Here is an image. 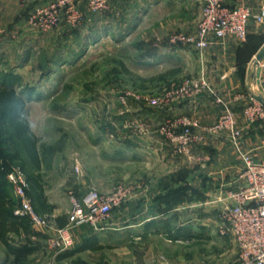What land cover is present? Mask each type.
Returning a JSON list of instances; mask_svg holds the SVG:
<instances>
[{"label": "rangeland", "instance_id": "1", "mask_svg": "<svg viewBox=\"0 0 264 264\" xmlns=\"http://www.w3.org/2000/svg\"><path fill=\"white\" fill-rule=\"evenodd\" d=\"M122 2L124 0H111L109 9L100 13L103 16L114 15V25L107 34L88 45L84 55L66 62L58 60L59 41H35L31 36L32 32L44 34L28 23L36 7L29 5L28 0H0V86L13 87L25 100L24 116L38 138L40 172L51 189L61 188L71 209L72 198H82L91 188L104 195H110L121 187L131 189L130 197L143 190L140 195H145L149 188H157L158 180L155 185L154 180L161 177L158 189L162 197L156 199V203L164 208L173 206V199L169 197L173 190L170 179L186 174L183 163L191 155L193 146L188 154L174 151L158 131L163 123L173 119V116H166L173 102L153 106L147 99L161 96L173 88V84L179 85L201 75L209 84L205 72L183 77L177 84L173 83V74L165 80H158L159 75L173 70L171 37L176 32L192 33L196 30L200 6L188 11L161 6L146 24H142L136 5L125 7ZM125 17L129 21L132 19L131 22L125 24L121 20ZM158 51L162 56L160 52L157 54ZM155 57L164 62L155 63ZM122 143L133 151L128 160L115 157ZM156 145L162 147L161 151L145 150L148 147L153 151L159 150ZM142 147L145 152L140 154L137 151ZM5 152L6 147L0 143V170L8 169L9 174L16 165L6 161L8 153ZM27 168L38 173L29 160ZM185 201L192 202L182 198L176 204ZM141 203L136 201L138 206ZM228 203H224L221 209ZM123 204L113 210L103 226L119 235L112 242L119 248H123L128 239L125 233L121 235L120 229L138 218L134 215L136 212L130 215V221H127V216L122 217ZM215 216L213 220L217 221L219 216ZM228 237L231 240L226 241L224 247L214 242L209 248L190 245L186 247L187 254L192 253L196 263L197 255L207 252L209 258L203 260V264H236L239 248L234 238ZM168 240L163 236L153 242L160 256L159 264L165 263L163 256H168L170 249L173 250ZM145 243L141 241L140 245ZM99 253V258L120 264L117 259L121 255L111 248L105 246ZM53 256L54 252L43 244L38 252L21 264H54Z\"/></svg>", "mask_w": 264, "mask_h": 264}, {"label": "crops", "instance_id": "2", "mask_svg": "<svg viewBox=\"0 0 264 264\" xmlns=\"http://www.w3.org/2000/svg\"><path fill=\"white\" fill-rule=\"evenodd\" d=\"M51 1L53 0H28L29 5L31 4L33 8ZM223 1L228 6L247 5L254 12L264 4V0ZM198 2L199 4H197ZM122 3L125 7L136 5L137 12L141 13L140 23L146 24L151 15L161 6H173L175 9L184 8L186 11L200 6L201 11L203 0H124ZM79 5L84 14V19L79 26L72 27L63 22L56 29L41 32L44 34L30 33L35 41H49V43L59 41L57 56L60 61L70 62L82 54L84 55L88 45L96 43L97 39L106 35L109 28L114 25V15L96 14L94 16L88 10L87 0H79ZM200 11L198 16H200ZM121 20L128 24L132 19L129 21L125 17ZM263 46L264 25L255 24L250 25L249 37L245 42H239L232 37L218 40L211 36L209 47L202 52H198V50L187 45L173 46V83H180L183 77L205 72L212 90L192 98H182L173 103V106L166 111V116L186 115L195 120L198 124L195 131L203 137L202 141L193 145L191 155L185 158L183 164L186 174L170 179L171 190L173 189V200H171L173 206L164 208L159 202L156 203V199L162 197L161 191L158 189L161 186L162 177L154 178V185L158 180L156 189L151 190L149 188L147 190L149 193L145 195H140V193H144V190L134 193L123 204L122 217L127 216V221H130V215L132 216L134 212L137 213L134 215L138 217L136 221L128 222L120 229L122 230L120 231L122 232L121 235L125 233L128 238L124 242L123 248L112 244L115 236L119 235L111 233L109 227H104L99 231L80 227L72 231L75 240V247L73 248L75 253L61 259L58 258L61 253L54 254V264L115 263L111 259L100 257L104 260L102 261L98 257L100 249L105 246L121 255L117 259L120 264H140L143 262L145 264H159L160 256L156 253L157 247L153 242L163 236L169 239L173 250L170 249L171 253H167L168 256H163L166 262H160L161 264H203V260L209 258V254L207 252L199 253L198 259H196L198 263H196L192 253L187 254L186 247L202 245L209 248L212 242L218 246H225V242H228L230 238L221 236L219 219L215 221L213 217L219 216L224 203L228 201L230 204L231 201L226 200L228 193L242 186L240 179L243 169L241 151L251 154L255 160L264 163V121L248 124L243 115V109L249 100V95L264 97V59L261 63L256 59ZM157 54L162 56L161 51H158ZM155 58V63L164 62L159 60V57ZM214 94L221 96L228 102L236 114L237 126L241 130L238 146L235 145L229 133L212 135L206 131V128L214 124L225 110L223 104L217 102ZM147 144L149 145V143ZM120 148L116 151L115 157L120 158V160H128L133 151L124 146V143L120 144ZM157 148L159 150L154 149L153 151L150 147L145 150L159 152L162 149V147ZM145 150L142 147L137 152L143 154ZM40 173L42 174V172ZM43 180L47 201L54 206L51 213L53 219L68 216L71 205L65 196L66 194L64 195L60 191L61 188L53 187L51 189L45 176H43ZM178 189L180 191H177ZM9 191L10 195L15 197L13 191ZM151 194L152 197H150ZM178 198L190 199L192 202L187 203L185 201L183 204L177 205L175 199ZM195 199L198 201L196 202ZM151 200L154 202L152 203ZM136 201H142L140 206L136 204ZM30 228L38 235L27 238L26 236L18 237L10 234V243L21 246L26 244L29 239L32 241V245L37 247L34 252L36 253L43 246L45 236L37 232L32 225ZM115 230L117 229L113 231ZM220 238H223V241H220ZM88 240H90V245L85 246ZM141 241L146 242L145 245L141 246ZM12 260L13 256H9L5 246L0 243V264H8Z\"/></svg>", "mask_w": 264, "mask_h": 264}, {"label": "built area", "instance_id": "3", "mask_svg": "<svg viewBox=\"0 0 264 264\" xmlns=\"http://www.w3.org/2000/svg\"><path fill=\"white\" fill-rule=\"evenodd\" d=\"M111 0H87L88 10L100 14L110 7ZM84 19L79 0H53L37 6L28 18L32 28L46 32L66 22L72 27L79 26ZM251 24L264 25V4L254 12L247 5L228 6L223 0H203L200 18L194 32H176L170 44L187 45L196 50H205L210 45V37L224 40L232 37L245 42ZM205 91H212L205 77L187 79L165 91L161 96L147 99L153 106L175 103L182 98H192ZM217 102L225 106L224 113L206 131L212 135L228 132L236 146L241 130L237 126L235 112L221 96L214 94ZM123 103L125 98L121 97ZM248 124L264 121V105L255 96H250L243 110ZM197 122L182 115L168 119L158 131L168 140L178 154H188L191 147L202 141L195 128ZM243 169L240 174L242 186L230 191L226 200L231 201L219 214L221 236H232L240 252L236 264H264V163L241 151ZM8 181L18 200L15 214L30 220L32 227L45 237L43 243L55 255L75 247L72 234L80 226H89L95 231L102 230L113 210L121 206L131 196V189L121 187L110 195L101 194L91 188L82 198H72V209L68 223L64 227L55 224L51 214L39 213L29 196V184L25 171L15 166L8 174Z\"/></svg>", "mask_w": 264, "mask_h": 264}, {"label": "trees", "instance_id": "4", "mask_svg": "<svg viewBox=\"0 0 264 264\" xmlns=\"http://www.w3.org/2000/svg\"><path fill=\"white\" fill-rule=\"evenodd\" d=\"M171 74H173V70L166 71L159 75L158 79L165 80ZM24 108L25 100L13 87L0 86V143L6 147L8 153L5 159L7 162H13L16 166H20L25 171L29 184L28 193L36 210L41 214H51L54 206L48 203L44 191V180L40 173L41 159L37 146L38 138L24 116ZM27 160L38 173L28 170ZM7 170H0V243L5 246L7 254L13 256V260L8 264H21L23 260L37 250V247L33 246L32 241H29V239L26 244L21 246L12 245L9 235L14 234L18 237L26 236L30 238V236L38 234L31 230V222L28 218L15 214L18 200L10 195L9 190L13 191V189L7 178ZM6 178L7 183L5 182ZM177 191H180V189ZM172 195L173 190L170 191V196L173 199ZM54 221L57 226L64 227L67 224L68 216L57 217ZM89 242L90 240L87 241L85 246L90 245ZM74 253L75 249L68 250L61 253L58 258L61 259Z\"/></svg>", "mask_w": 264, "mask_h": 264}, {"label": "water", "instance_id": "5", "mask_svg": "<svg viewBox=\"0 0 264 264\" xmlns=\"http://www.w3.org/2000/svg\"><path fill=\"white\" fill-rule=\"evenodd\" d=\"M256 59L258 62H261L264 59V46L262 49L259 51V53L256 56ZM261 103L264 105V97L263 96H257L256 97Z\"/></svg>", "mask_w": 264, "mask_h": 264}]
</instances>
